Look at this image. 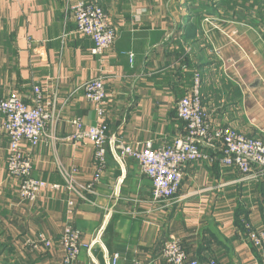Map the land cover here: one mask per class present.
Segmentation results:
<instances>
[{"label": "crops", "instance_id": "0c3cea01", "mask_svg": "<svg viewBox=\"0 0 264 264\" xmlns=\"http://www.w3.org/2000/svg\"><path fill=\"white\" fill-rule=\"evenodd\" d=\"M79 1L101 8L116 33L101 58L76 33L71 8ZM196 75L209 124L264 143V0H0V98L15 93L30 105L38 86L52 115L37 147L20 145L32 176L62 186V173L75 170V181L93 189L45 191L22 202L19 182L6 171L0 115V264H59L66 226L81 233L75 264H106L113 255L117 264H165L160 251L169 237L191 259L262 264L264 250L252 247L248 234L264 232V178L197 162L182 169L178 193L164 206L136 161L115 158L120 145L156 150L183 137L176 105ZM96 78L106 92L100 171L91 144L69 139L74 119L97 122L81 90ZM39 234L51 250L23 248Z\"/></svg>", "mask_w": 264, "mask_h": 264}, {"label": "built area", "instance_id": "2783aa9c", "mask_svg": "<svg viewBox=\"0 0 264 264\" xmlns=\"http://www.w3.org/2000/svg\"><path fill=\"white\" fill-rule=\"evenodd\" d=\"M71 13L76 33L89 38L93 42L91 55L101 58L116 41V33L103 10L95 4L79 1L71 8ZM193 84L190 95L180 99L176 105L177 118L185 128L182 138L156 150L150 145L143 149L120 145L119 153L116 148L114 150L119 164L125 159L138 163L141 173L151 183L153 200L164 206L171 204L178 193L182 169L197 162L216 161L221 167L232 169L247 180L258 181L264 178V143L230 128L210 125L201 105L198 75L194 77ZM81 90L85 99L94 106L97 122L88 127L81 119H74L71 121L73 134L69 139L88 141L91 144L93 159L100 171L105 167L107 153L105 87L103 81L96 78L85 82ZM0 115L3 116L1 129L8 138L6 171L10 178L19 182L18 195L22 202L34 203L45 191L57 192L63 189L71 195H79L83 191L93 193L92 186L84 187L75 181V170L62 173V186L33 178L31 160L23 154L20 145L24 142L29 147H37L46 137L47 127L52 120V115L46 109L45 97L38 86L32 89L30 105L15 93L0 98ZM67 204V214L71 216L74 203L68 201ZM80 237V231L71 226L63 229L59 239L62 249L59 264H75L80 253ZM248 241L252 247L264 250L263 231H251ZM52 245V241L42 234L22 243L24 249L35 253H45L51 250ZM160 255L165 264H218L212 259L201 262L189 258L179 240L174 237H169L163 243ZM118 260V255H113L107 258L106 264H117Z\"/></svg>", "mask_w": 264, "mask_h": 264}, {"label": "trees", "instance_id": "16d2710c", "mask_svg": "<svg viewBox=\"0 0 264 264\" xmlns=\"http://www.w3.org/2000/svg\"><path fill=\"white\" fill-rule=\"evenodd\" d=\"M201 262H204V261H201Z\"/></svg>", "mask_w": 264, "mask_h": 264}]
</instances>
